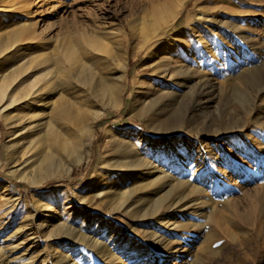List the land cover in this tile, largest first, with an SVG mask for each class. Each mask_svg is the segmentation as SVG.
<instances>
[{
	"label": "rangeland",
	"instance_id": "obj_1",
	"mask_svg": "<svg viewBox=\"0 0 264 264\" xmlns=\"http://www.w3.org/2000/svg\"><path fill=\"white\" fill-rule=\"evenodd\" d=\"M2 1L14 3L16 11L11 16L0 14V33L4 29L9 34L24 18L33 25L28 32L34 38L18 41L21 49L8 54V64L20 65V72L23 64L31 67L41 57L46 59L41 67L50 68L52 80L63 79L74 71L77 59L87 62L90 53L84 52V43L92 37L112 50L118 63L112 75L123 62L127 67L124 74L116 73L122 79H117L114 91L120 102L117 107L102 97L90 101L77 122L70 114L56 116L51 128L66 150L45 174L27 171L20 176L12 171L4 154L8 129L0 118V264H10L7 260L18 255L20 264H56V250L67 251L69 261L73 258L76 264L81 258L91 264V254L96 263L106 264L85 245L58 238L52 224L40 226L44 203L58 209V215L52 216L76 231L97 233L103 240L112 237L110 245L120 258L116 264H264V111L260 110L261 106L264 110V0H174L183 3L171 25L175 36L205 28L236 36L224 45L206 32L208 57L191 39L186 54L194 56L187 63L193 78L188 86L179 87L175 100L152 99L154 88L149 85L154 72L148 65L141 67L146 59L149 62L145 54L159 44V36L134 53L140 39L128 21L137 17L139 23L138 17L149 8L148 0ZM197 15L202 18L198 23ZM73 39L79 44L72 49L73 58L65 60L64 49ZM241 94L243 103L237 99ZM253 96L254 106L242 123ZM62 119L68 120L67 127L60 125ZM121 140L137 145L152 160L166 154L168 169L178 179L203 188L199 193L186 192L176 204L178 226L158 225L156 218L145 215L151 209L148 197L127 212L118 197L96 195L114 144ZM84 154L85 158L73 162ZM193 170L197 172L191 174ZM214 170L217 176L209 178ZM141 193L135 191L134 199ZM194 197L205 204L198 216H184L185 210H192L186 202ZM151 230L166 241L164 246L150 240ZM30 233L37 237L25 240ZM10 242L18 244L14 251L7 248ZM69 242L82 251L71 252ZM168 246L173 247L169 252Z\"/></svg>",
	"mask_w": 264,
	"mask_h": 264
},
{
	"label": "bare ground",
	"instance_id": "obj_2",
	"mask_svg": "<svg viewBox=\"0 0 264 264\" xmlns=\"http://www.w3.org/2000/svg\"><path fill=\"white\" fill-rule=\"evenodd\" d=\"M148 1L149 5L147 6H149V8L145 10V14L138 17L139 23L135 22L137 17L136 19L128 21L130 30L135 37H139L140 39L139 45H135L134 47V53L144 50L154 37L157 35L159 36V44L152 46L147 51V54L144 53L148 56L149 62L146 59L142 62L141 67H143V65H148L152 72H154V80L152 81L154 83L151 82L149 85V87L154 88L152 99L163 97L168 100H175L178 96L177 92L180 90L179 87L183 85L185 87L188 86L189 84L187 85V83H190L193 78V73L187 63L192 61L194 56L192 53L186 54L191 39L197 42V48L202 51L205 57H208V53H211L207 46L206 37L208 34H206V32L213 33L214 38L222 40L223 44L233 35L231 36L228 33L225 35L223 31V33L220 31L221 29L216 33L214 29L205 28L203 30H195L193 34H187V38L177 34L175 36V32H173L171 25L179 11L177 9L182 8L183 3L175 2L174 0H164L162 4H159L157 0ZM15 11L14 3L0 0V14L11 16ZM20 13L23 16L28 15L23 13V11ZM24 19L25 20H20L22 24H19L16 28H12L9 34H5L4 29L3 32L0 33V118L8 129L6 131L8 139L4 143V154L7 155L6 159L8 162L12 163V166H10L12 171L17 172L20 176H23L27 171L47 173L60 159V152L66 150L65 145H60L59 139H57V132L51 128L52 122L58 119L56 116L70 114L71 119L74 118L75 122H77L80 120L82 109L86 108L90 104V101L102 97H107L110 100V106L112 108L119 105L118 96H115L114 91L117 87V81L120 80L122 82V79L121 76H117L116 73L119 72L120 75L124 74L127 67V63L123 62L117 69L118 72L115 71L112 75L111 69L118 64L114 60L112 50L101 46L98 40L92 37L91 39L88 38L87 42L84 43L87 47L85 51H83L90 53L87 62H79L77 59L76 61L78 64L74 68V71L66 75L63 79L53 81L50 68L48 66L41 67V63H44L46 60L41 57L38 61L34 59V65L31 67L23 64L22 67L24 71L20 72L18 69L20 65L17 66L14 65V63L8 64V58L10 57L8 54L11 51L17 52L21 49V46H16L18 41L24 40L25 43L28 42L25 39L32 40L34 38L33 35H29L31 32H28L33 25L26 22V18ZM199 19L202 18L200 15H197L195 22L198 23ZM3 33L4 35H2ZM233 37L236 38L235 35ZM241 38H245V36H241ZM75 43L78 46L79 41L76 39H73V41L71 40L69 46L67 45L64 49L63 56L66 55L65 60L73 58L74 53L72 49L74 45H76ZM39 55H41V52L38 53V56ZM177 56L178 59H176ZM60 58L64 60V58ZM194 70H196V68ZM86 80L88 81L87 85L84 84ZM197 81L200 82L199 79ZM50 97H52V99L54 97L55 99L51 100ZM237 99L240 103L245 101L243 94L238 95ZM254 101L255 97L253 96L250 100L249 107L245 109L244 116L253 108ZM49 105H51V107H49ZM260 110L264 111L262 106ZM67 122L68 120L62 119L60 125L67 127ZM245 122L246 116L242 119V123ZM256 141L259 144L258 140ZM132 144L133 143L125 140H121L114 144L112 154L106 164V172L101 175L98 180L95 191L96 195L101 197L110 195L118 197L127 212L130 211L132 204H140L141 201L148 197L151 209L145 215L156 218L158 225L178 226L175 223V214L178 213L174 211L176 204L186 192L199 193L203 188L200 187V185L196 186L178 179L175 173L168 169L167 162L169 161L167 159L165 160L166 154L162 153L163 151H161L162 154L159 156L158 161L152 160L151 157L145 155L143 151H139L137 145L135 146ZM141 154L145 156L142 157ZM85 156L86 154L75 159L73 162H77L81 158H85ZM197 156L201 157V155ZM2 160L3 154L0 151V165ZM199 160L200 158L198 161ZM216 161L218 160L216 159ZM217 171H210L208 177L212 178L211 176H217ZM196 172L197 171L193 170L190 173L195 174ZM186 185H189L188 189H186ZM135 191L142 193L141 195H137V197L135 196L134 199L133 193ZM174 195L176 197H173ZM154 196L156 197L153 198ZM168 196L172 197L165 202ZM188 202L191 203L188 204ZM186 203L192 207V210L188 208L187 212L189 213H184L186 212L185 210L182 214L184 216H198V211L202 205L205 204V201L194 197ZM133 207L135 208V206ZM42 212L43 218H41L40 226L46 227V224H52L53 232L56 233L58 238L63 237L76 242L78 245H85L86 248L90 249L92 253L96 254L106 264H116V262L119 261L118 259L120 258L117 252L114 251L110 245V241H113L112 237L103 240L96 237L97 233L88 235L76 231L73 226L67 224L64 220L58 221V218L54 217L58 215L59 210L55 209V207L50 204L44 203L42 205ZM159 214L161 215L157 217ZM53 221L54 223H52ZM18 230L15 229L13 233L17 234ZM8 237L12 238L10 235ZM36 237V235L33 236V234L30 233L25 240L30 241ZM46 237L50 236L46 235ZM148 237L154 243L162 244L163 246L166 242L153 230L149 231ZM167 245L169 244L167 243ZM177 245L178 244H176L175 247ZM17 246L18 244L13 245L10 242L7 248L10 251H14ZM68 247L71 252H77L81 249L80 246H74L73 243L70 242L68 243ZM172 249V246L167 247L168 252ZM63 251L64 250H56L53 252L54 262L56 264H76L73 258L69 261V255L66 254L67 251ZM84 255L86 254L84 253ZM86 260L88 259L81 258L78 264H88ZM89 260H91V264H98L94 261L93 254L90 255ZM20 261H22L20 255L13 256L7 260L10 264H20Z\"/></svg>",
	"mask_w": 264,
	"mask_h": 264
}]
</instances>
